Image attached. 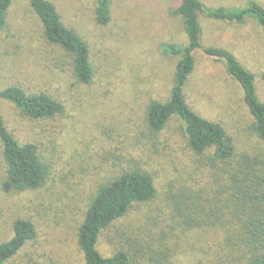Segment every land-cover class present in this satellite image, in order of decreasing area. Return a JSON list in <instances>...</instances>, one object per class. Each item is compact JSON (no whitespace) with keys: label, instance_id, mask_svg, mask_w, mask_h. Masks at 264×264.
<instances>
[{"label":"rangeland","instance_id":"1","mask_svg":"<svg viewBox=\"0 0 264 264\" xmlns=\"http://www.w3.org/2000/svg\"><path fill=\"white\" fill-rule=\"evenodd\" d=\"M51 1L67 24L75 27L90 43L97 70L102 75L95 87L102 91L107 87L118 95L103 104L94 86H80L75 91L73 80L61 77L63 67L57 62V55L49 48H32L31 43L36 45L41 37L29 0L15 2L9 30L0 31V78L23 83L35 91H49L72 111L54 122L35 124L24 120L10 104L1 103L2 113L13 131L22 139L38 140L43 152L55 158L56 177L54 175L52 183L37 192L0 195V211L3 209L0 238L9 233L12 218L23 216L32 219L38 230L33 250L40 254L42 264H83L78 228L91 199L111 172L110 165L103 164L101 158L108 153V143L119 148V153L124 149L141 150L138 143L146 139L137 133L138 126L144 131L145 103L151 99L165 101L174 79L177 61L163 54L162 46L166 43L183 45L187 36L183 24L166 17L165 13L141 22L139 16L147 6L152 7L154 0H113L114 23L104 29L98 28L91 17L93 0ZM203 1L217 7L242 6L249 0ZM159 2L167 6V11L177 4L176 0ZM203 43L209 47L229 48L247 68L259 76L264 74V34L254 21L228 25L204 19ZM14 45L23 46L20 56L13 55ZM27 57L32 66L14 67V63ZM260 79L258 92L264 100V81ZM187 92L193 106L225 126L239 151H254L260 146L252 132L253 120L242 90L227 74L223 62L198 53ZM133 136L141 138L130 140ZM166 137L174 139L166 144ZM150 144L144 153L133 154L145 167L153 168L157 177L162 175L167 180L169 171L173 172L175 166L181 168L186 159H181L184 153L179 123L173 121L167 131ZM154 156L158 157L156 161H152ZM180 190L161 188L152 203L134 205L126 217L102 232L98 241L100 253L108 258L123 251L128 253L129 264H226L218 235L213 231L186 230L192 228L180 224L187 219L173 211L171 199V195H178Z\"/></svg>","mask_w":264,"mask_h":264},{"label":"trees","instance_id":"2","mask_svg":"<svg viewBox=\"0 0 264 264\" xmlns=\"http://www.w3.org/2000/svg\"><path fill=\"white\" fill-rule=\"evenodd\" d=\"M16 1L0 0V31L9 30L11 9ZM93 1L91 17L95 25L107 28L115 19L113 0ZM159 1L154 0L152 7L147 6L149 9L142 11L141 22L165 13L166 17L183 24L187 42L162 46L163 54L177 61L174 79L165 101L151 99L145 103L144 131L138 126L137 133L146 139L138 143L141 150L124 149L119 153V148L108 143V153L101 162L110 165L109 175L112 176L108 175L107 182L99 186L78 228L83 264H129L128 253L123 251L104 257L98 250L99 238L102 232L126 217L134 205L155 201L161 188L182 189L178 195H171L173 211L187 219L180 224L192 228L186 230L213 231L218 235L226 264H264V100L258 92V82L260 77L264 81V74L259 76L247 68L229 48L209 47L203 43L204 19L228 25H244L252 20L264 34V0L217 7L208 6L203 0H176L177 4L168 11ZM29 6L39 22L41 37L36 45L31 43L32 48L51 49L63 67L61 77L68 81L71 78L75 91L80 86H94L103 104L118 95L107 87H103L105 91L95 87L102 75L97 70L91 45L75 27L67 24L56 4L51 0H29ZM14 46L13 55L20 56L23 46ZM198 53L223 62L227 74L242 90L253 120L252 132L260 145L254 151H239L221 122L202 114L190 103L187 88L196 70ZM25 65L32 66L30 57L14 63L15 68ZM3 102L13 106L24 120L35 124L54 122L72 110L49 91H35L23 83L0 78V195L37 192L52 183L54 175L56 177L55 158L43 152L38 140L22 139L13 131L2 113ZM173 121L179 123L184 153L181 159H186L182 167L175 166L173 172L163 170L170 173L166 180L162 175L157 177L153 168L145 167L133 152L144 153L148 144L151 146V141L162 136ZM132 138L137 141L141 137H129ZM172 139L174 137H166L165 143ZM157 159L154 156L152 161ZM3 236L0 264H42L40 254L33 250L38 230L32 219L12 218L9 233Z\"/></svg>","mask_w":264,"mask_h":264}]
</instances>
